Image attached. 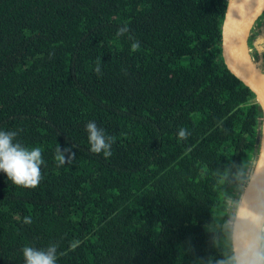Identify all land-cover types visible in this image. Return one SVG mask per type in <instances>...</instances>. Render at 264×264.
I'll use <instances>...</instances> for the list:
<instances>
[{
    "label": "trees",
    "instance_id": "1",
    "mask_svg": "<svg viewBox=\"0 0 264 264\" xmlns=\"http://www.w3.org/2000/svg\"><path fill=\"white\" fill-rule=\"evenodd\" d=\"M227 1L0 0V129L44 160L35 187L0 173V264L50 243L57 264H235L262 116L222 60Z\"/></svg>",
    "mask_w": 264,
    "mask_h": 264
},
{
    "label": "water",
    "instance_id": "2",
    "mask_svg": "<svg viewBox=\"0 0 264 264\" xmlns=\"http://www.w3.org/2000/svg\"><path fill=\"white\" fill-rule=\"evenodd\" d=\"M262 15L264 0H228L220 27L223 63L252 92L262 116L256 157L231 220L235 264H253L257 254L264 253V56L257 62L249 46L253 25Z\"/></svg>",
    "mask_w": 264,
    "mask_h": 264
},
{
    "label": "clouds",
    "instance_id": "3",
    "mask_svg": "<svg viewBox=\"0 0 264 264\" xmlns=\"http://www.w3.org/2000/svg\"><path fill=\"white\" fill-rule=\"evenodd\" d=\"M96 71L99 73V67ZM85 129L90 150L102 153L105 157L110 156L112 139L104 128L99 127L95 121H89ZM17 134L15 130L0 129V173L6 174L7 179L15 185L35 187L41 179V166L44 163L41 149L22 145L15 139ZM178 135L184 138L187 133L181 129ZM72 155L70 148H64L57 157L58 162L64 164ZM24 222L30 223V217H25ZM22 255L23 264H57V245L50 243L42 248L25 246ZM253 264H264V253H258Z\"/></svg>",
    "mask_w": 264,
    "mask_h": 264
},
{
    "label": "rangeland",
    "instance_id": "4",
    "mask_svg": "<svg viewBox=\"0 0 264 264\" xmlns=\"http://www.w3.org/2000/svg\"><path fill=\"white\" fill-rule=\"evenodd\" d=\"M260 23H261V19H258L257 22H256V24L253 25L254 27H253V32H252V33H253L252 40H251V38L249 39V44H250V45H252V42H253L254 40L259 41V40H262V39L264 38V37L261 35V26H259ZM250 48H251V53H252L254 59L258 62L259 59H257V58L255 57V54H253V51H254L253 48H252L251 46H250ZM252 160H253V158H252ZM240 193H241L240 189H237V192L234 193V194H235V197H233L234 200H232L231 202H229L230 205H231V210H230V213H231V219L228 218V221L226 222V224L229 225L230 229H231V220H232V218H233V216H234V212H235V209H236V205H237V203H238V198H239ZM263 251H264V250H263Z\"/></svg>",
    "mask_w": 264,
    "mask_h": 264
}]
</instances>
